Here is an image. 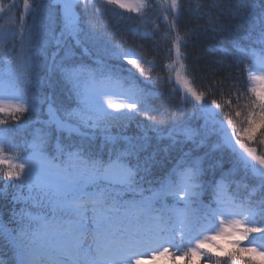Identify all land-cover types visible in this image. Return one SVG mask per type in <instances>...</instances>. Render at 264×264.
I'll return each mask as SVG.
<instances>
[{"label": "snow or ice", "instance_id": "1", "mask_svg": "<svg viewBox=\"0 0 264 264\" xmlns=\"http://www.w3.org/2000/svg\"><path fill=\"white\" fill-rule=\"evenodd\" d=\"M102 2L128 13L150 10L146 0ZM165 2L173 17L171 30L176 31L185 11L183 0ZM55 4L59 9L23 0L17 39L24 47L7 60L0 82V197H7L11 187L12 203L24 205L19 211L13 208L6 223L0 218V246L12 253L10 264H145L146 259L264 264V223L257 222L264 218V0H227L224 7L212 5L215 14L199 2L187 9L196 19H208L202 28L171 42L168 56L174 53V59L168 67L176 66L175 80L183 94L177 114L169 120L161 112L160 121L148 102L153 94L146 90L163 82L162 77L153 81L154 62H148L152 68L146 70L136 49H124V41L112 43L115 33L107 35L90 17L95 0ZM37 12L60 24L59 33L50 28L49 39L39 47L27 25V16ZM223 17L239 23L224 25ZM225 27L236 37L235 51H219L237 62L238 82L231 85L235 91L227 99L209 102L212 93L198 91L195 76L185 75L187 49L190 41ZM50 44L55 46L50 69L60 73L66 106H57L52 95L38 90L41 51ZM250 56L253 63L243 65ZM86 59L94 67H88ZM245 73L247 90L241 92ZM140 77L143 89L134 82ZM116 95L122 102H113ZM190 102L194 111L185 118L183 106ZM42 114L47 119H41ZM138 115L148 123L137 122V132L128 135ZM38 124L48 130L38 128L30 140H16ZM166 127L170 143L165 151L172 166L153 179L161 161L156 150L149 153L150 133L159 137ZM113 130L120 131L114 135ZM238 172L254 182L252 192L261 193L256 203L229 194L231 183L243 182L236 179ZM205 191L211 192L207 203L201 199ZM169 197L184 207L170 206Z\"/></svg>", "mask_w": 264, "mask_h": 264}, {"label": "trees", "instance_id": "2", "mask_svg": "<svg viewBox=\"0 0 264 264\" xmlns=\"http://www.w3.org/2000/svg\"><path fill=\"white\" fill-rule=\"evenodd\" d=\"M53 4V6L59 9V5L55 4V0H36V3ZM150 6V10L142 11L141 13H128L126 10L115 9L113 6L106 5L102 0H95V7L90 8V17L97 24V26L102 27L107 35H111V41L113 44H119L124 41L122 47L124 49L134 48L137 52L142 54L143 60L147 62H154L155 67L151 71V76L153 81L157 77H162L163 82L155 83L153 87H149L146 90L151 92L153 95L149 99V103L157 110L153 113L157 121L162 119L160 113L164 112V115L170 120L174 115H176V108L180 106V99L183 94L181 86L177 84L175 80V69L169 68L168 66L172 64V59H174V53L172 57L168 56V50L171 48V42L175 40L177 35L183 36L185 32H188L194 28H202L206 20L208 19L205 15L201 19H196L193 15H190L187 9L195 7L199 3L205 5L206 12H212L215 14V8L224 7L225 4H219L218 0H183V6L185 11L181 13L180 20L177 22V30L172 31L171 26L173 23V17L170 11H167L168 3L165 0H146ZM170 2V0H169ZM235 3V0H232ZM12 5V7H8ZM0 7L4 10L0 11V71L4 68L7 63L8 57L13 55L17 57L22 48L24 47L20 40L17 39L19 36V26H20V16L23 13V0H0ZM82 7V6H81ZM100 8V13L96 12V8ZM79 11V9H78ZM123 11V16H118L117 13ZM58 15V13H57ZM128 17H132L131 19ZM224 25H237L238 20L232 19L230 17L221 18ZM27 25L31 26L34 41L37 42V47L40 46L39 41H44L49 39L48 33L50 28H55V32L59 33L60 24L57 20L56 23H52L40 16L39 12L30 13L27 16ZM46 31L44 35L41 30ZM42 30V31H43ZM27 35V31L25 33ZM236 37L233 31L229 28H222L218 33H208L201 35L199 38L194 40V43L190 41V47L187 49L188 60L185 63L189 66V71L185 73L188 78L195 76V87L198 91H203L206 93H212L207 96L208 101L212 99L219 100L221 96L224 99L228 98L229 92H234L235 89L231 85L238 82L237 78L239 76V71L236 67V61L233 59L232 55H226L219 49H227L229 53H233L235 50L232 48V41ZM41 39V40H40ZM55 51L54 44H50L41 51L40 65L37 69V80L39 81L38 90L43 93H48L52 95L56 101L57 106L67 105L68 94L61 82L60 73L58 71L53 72L50 69V57L52 52ZM8 53L5 56L4 53ZM63 53H61L62 55ZM199 57V58H197ZM85 63L88 67H94L90 61L87 59ZM112 63H115L114 61ZM125 66L126 62H123ZM253 63V58L250 56L248 59H244L242 64L248 65ZM75 67L76 65H70ZM152 68V67H151ZM231 74V79H226V77ZM139 76V72L136 73ZM169 76H171V82H167ZM51 78V79H50ZM144 77H140L139 81H134L139 88H145L143 84ZM247 73L244 74L245 88H241V92H246L247 90ZM127 86V85H126ZM175 89H181L179 91H174ZM190 102L188 105L183 106L186 108L184 112L185 118H188L190 114L194 111ZM235 99H233V107L235 106ZM243 103V101H242ZM46 107V106H45ZM229 109L226 107L224 113L226 114ZM31 119H36L35 116ZM41 119H47L43 114ZM137 122H143L147 124L148 121L145 120L143 115H138L130 123L127 129L128 135H133L137 132ZM10 126L13 122H9ZM195 123V121H193ZM203 123V121H200ZM169 124L167 127H170ZM167 127L164 128L159 137L155 134L152 135L151 147L149 148V153L156 150L157 160L161 163L153 169V175L151 178L162 177L172 166V158L168 156L165 149L169 145V140L167 139ZM43 129L47 131L48 129L42 124L33 125L28 129L26 133L18 135L16 140L19 141L24 136L29 140L35 133L36 129ZM120 130H113V134H117ZM99 142V141H98ZM252 146H257L253 144ZM14 151V150H13ZM51 151V148H49ZM176 155L173 153V156ZM237 180H242L243 182L238 186L236 183H231L229 188V194H237L241 198H250L253 203H256L261 198V193L252 192L251 186L254 183L251 179L244 177L243 172H238L236 175ZM3 181V173L0 170V182ZM247 183L248 187L244 186ZM2 186V184H0ZM147 187V185H145ZM158 187V185H157ZM13 189L8 188L7 197H0V218L6 223L9 219V213L13 208L19 211L23 204H13L11 200ZM148 194V193H146ZM201 199L203 202L207 203L211 199V192L205 191ZM170 206L174 205L176 207L183 208L184 204L177 203L173 198L169 197L166 201ZM258 223H264V218L258 217ZM12 253L5 247L0 246V261H4L5 264H10V258ZM162 260V264H181L179 261H169L165 259Z\"/></svg>", "mask_w": 264, "mask_h": 264}, {"label": "rangeland", "instance_id": "3", "mask_svg": "<svg viewBox=\"0 0 264 264\" xmlns=\"http://www.w3.org/2000/svg\"><path fill=\"white\" fill-rule=\"evenodd\" d=\"M40 14V13H39ZM40 16H41V14H40ZM41 17H43V16H41ZM43 18H45V17H43ZM43 30V29H42ZM41 30V32L45 35L46 34V31H42ZM41 40V39H40ZM42 41V40H41ZM40 42V41H39ZM38 42V43H39ZM8 58H15L13 55H10ZM144 67H145V69L146 70H149V69H151V67H152V64H150V63H146L145 62V64H144ZM175 67L176 66H173L172 68L173 69H175ZM3 73H4V68H2V70L0 71V82H2V77H3ZM81 79H86V75H82L81 76ZM16 87H19V85H15ZM126 86V85H125ZM118 91V90H117ZM113 102H116V103H119V102H122L121 101V98L119 97V95H116V96H114L113 97ZM123 102H127V101H123ZM36 132V131H35ZM35 134V133H34ZM180 204H183V202H180ZM176 207V206H175ZM177 208H180V207H177ZM243 243H246V242H243ZM145 264H162V260H155V261H153V260H150V259H146L145 260Z\"/></svg>", "mask_w": 264, "mask_h": 264}]
</instances>
